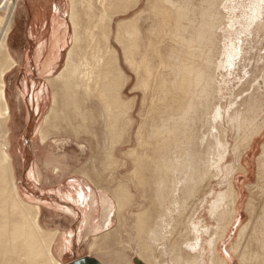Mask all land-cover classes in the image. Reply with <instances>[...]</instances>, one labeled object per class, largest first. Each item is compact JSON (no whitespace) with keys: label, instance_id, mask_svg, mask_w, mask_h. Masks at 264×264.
Wrapping results in <instances>:
<instances>
[{"label":"bare ground","instance_id":"6f19581e","mask_svg":"<svg viewBox=\"0 0 264 264\" xmlns=\"http://www.w3.org/2000/svg\"><path fill=\"white\" fill-rule=\"evenodd\" d=\"M227 1L59 3L67 5V21L60 12L55 44H69L62 67L46 79L56 90L53 88L50 106L38 128L39 140L44 144L52 135L75 139L79 124H85L84 115H89L91 128L95 133L100 130L106 141L104 153L108 158L118 148L129 146L124 153L132 163L130 182L140 190L144 201L135 220L134 229L141 236L136 264H228L219 252L218 242L226 237L238 217L241 197L234 173L246 172L243 154L253 151L255 138L264 132V112L257 99L245 106L242 100L237 102L241 87L234 88L231 95L227 93L228 100L220 103L221 94L227 90L223 89L226 84L222 76L230 78L235 74L237 60L247 56L252 48L249 36L243 33L250 19L241 21L240 9L234 4L227 6ZM17 3L18 0H0V264H61L51 254L56 232L41 228L39 206L20 195L9 154L10 109L4 76L15 65L6 40L14 24ZM113 41L120 47L121 56ZM121 59L135 78L130 93L141 94L139 122L133 117L136 95L127 98L124 94L132 80ZM258 63H264V59L259 57ZM252 91L248 92L252 95ZM85 103L89 105L83 110ZM224 105L226 109L221 113ZM227 135L230 142L224 140ZM51 144L60 143L51 140ZM229 157L232 161L226 164ZM111 159L116 161L115 157ZM90 165L91 174L95 175V164ZM256 165V182L247 186L250 195L245 211L249 218L237 228L229 247L242 264H264V144ZM31 170L29 178L38 174L37 167ZM66 170L63 166L53 167L52 173L57 176ZM109 176L111 179L106 182L111 189L112 173ZM93 178L88 177L92 186ZM213 182L217 191L210 188ZM76 183L78 186L80 181L74 178L65 187L75 189ZM86 187L87 202L81 191L64 199L86 218L94 214L99 202L109 219L113 202ZM110 196L119 209L135 197L126 182L112 188ZM207 203L213 224L202 227L197 205L202 208ZM140 204L137 201V206ZM68 212L73 214L70 209ZM144 231L147 237L143 236ZM203 237L205 247L201 244ZM38 257H44V261L39 262Z\"/></svg>","mask_w":264,"mask_h":264},{"label":"rangeland","instance_id":"374dc122","mask_svg":"<svg viewBox=\"0 0 264 264\" xmlns=\"http://www.w3.org/2000/svg\"><path fill=\"white\" fill-rule=\"evenodd\" d=\"M61 2L62 4H65L64 0H61ZM22 4H24V0H18L17 6H21ZM233 4L236 5L237 9H240L242 13L241 21H245L246 18L250 19L249 23L246 24V30L248 31V33L247 31H243V33H245L244 35L249 36L250 47L252 43V48H249L250 52L247 56L240 57L237 60L233 69L235 71V74L230 75L229 78L228 75L222 73L224 74L222 76V80L224 81V84H226L225 86H223V89L227 90H224L221 94L220 103H222L224 99L228 100V97H230L231 95L230 92L232 93V91H234L237 87H241L242 92L239 93L240 95L237 97V102L239 103L240 100H242L244 102L243 105L245 106L246 104H252L253 101L257 99L262 104L261 108L263 109V113L264 82L262 78L264 73V63H258V65H256V62H259V57L264 59V0H228L226 2L227 6H231ZM18 11L19 10H17V13ZM60 12L64 14V22H66L67 5L60 6ZM2 15L3 14L0 12V19ZM17 16L18 15L16 14V18ZM27 18L25 19L27 20ZM254 20L255 26H253ZM56 22L58 24V18ZM25 25H27V23H25ZM12 38L13 36L10 35L8 38V44L11 43ZM112 45L116 48L119 55L121 56L120 47H118V45L114 43V41L112 42ZM243 47H245V44ZM64 48L66 49L67 46H65ZM64 53L65 51L62 52V55ZM61 64L62 62L59 63V67H57L58 69L56 68V70H60L62 66ZM121 64L126 73L131 76L132 80L124 90V94L127 98L136 95V109L134 110L133 117L139 122L137 113L141 109V94L139 92L135 93L134 91L130 93V90L134 85L135 78L128 71V69L125 68L122 63V59ZM58 71L55 72L57 73ZM55 72L54 74H50L47 78L51 79L56 74ZM35 78L36 77L33 76L29 70L25 71L21 66L15 67L10 73H7L6 76H4L5 96L10 109V121L8 122V128L11 132H9L10 134L8 139L10 143L9 154L13 160V164L15 167V179L20 195L25 201L29 199L39 206L40 214L38 217V222L43 230L50 232V230L54 229L53 223L55 221L61 222V211L71 214L68 212V209H70L71 211H73V214L71 215L75 216L77 214L76 216H78L81 220L86 219V215L82 217V213L80 214L78 210H74V205L70 201H66L64 199L66 198V196L74 197L76 196L77 192L81 191L86 194L85 202H87L89 199V190L86 186H89L91 190L93 189L100 196L102 195L108 200H111L113 203H116V201L110 196V191L114 187L121 186L122 182L128 183L129 190L135 195V199L132 198L134 205L131 201V203L125 204L124 207L121 206V209H118L116 211L118 215H114L112 221L114 220L115 222L116 220L117 224H120L121 226L126 225L123 228V232L125 235L124 247L127 248L129 252H132L134 254V256L131 255L133 259L128 261L132 264H136V261L140 259L138 253L140 250L139 246H141V240L138 238H140L141 236L139 237L137 230L134 229L136 226L135 220L137 219V211H141V208H143L144 206L142 205L144 201L141 198L140 190H136L130 182L132 163L130 157L125 156L124 153L125 150L129 149V146L118 148V150L115 153H112V155H110V157L108 158V154L104 153L106 150V141L104 139L102 140V132L100 130L96 131V133L93 131V127L91 125L92 121L90 120L89 115H84V118H86V120L83 118V122H85V124L80 123L82 120H80V124L78 123L79 129L77 134L79 136L77 135L76 137L77 141L76 138L74 139V137L67 138L63 136L52 135L46 143L41 144L37 131L42 123L43 117L47 113V110L50 106L51 93L53 91V88L54 90H56V86H52L51 81L49 82L46 79V81H44L43 79L35 80ZM251 89H253L252 95L250 94V92H248ZM227 93H229L230 95ZM249 94L251 95V98H249ZM87 105L89 104L85 103V107L83 106L82 109L85 110L84 108H88ZM223 107L224 108L221 113H223V111L226 109L225 105ZM87 112L89 111H86L85 113ZM215 121L216 123H219V119H215ZM220 121L221 125L224 126L225 122L222 121L221 118ZM84 127L87 132L84 130ZM136 128L137 126L135 125L133 135H135L136 133ZM222 128L227 129V127ZM93 134H99L100 136H91ZM229 136L230 135H227L224 140L230 142ZM97 139H99L98 141L100 146ZM51 140H59L60 144H58V146H56V144L53 145L51 144ZM262 144H264V132L259 137L255 138L253 151H247L243 154L242 166L244 167L246 172L237 171L234 173V178L236 177V189L240 193L241 197L238 204V217L234 225L230 228V230H228L226 237L218 242L219 252H221V254L226 257L228 264H242L240 263L241 261L239 262V258L229 251V247L236 237L238 231L237 228H239L240 225L245 224L249 218V214L245 211V205L250 195V191L247 186H253L256 182V159L261 152ZM232 146L233 141H231V148ZM114 157L116 161L111 159ZM107 161L109 163H107ZM231 161V157H229L226 164H229ZM90 162L93 163V165L95 164V175L91 174L92 167L90 165ZM115 162H117L118 166ZM58 166H63V168L67 167V170L63 173H58V175L55 176L52 173V169L53 167ZM35 167H37L38 174L35 175L34 173V177L29 178V175L31 176L30 173L32 172L31 169ZM223 170L224 166L222 168V171ZM109 173H112L113 176V184L109 186L111 187V189L108 188L106 182L108 180L110 181L111 179ZM96 175L99 182L95 181ZM88 177H94L92 179L94 181V183H92L93 186L91 185V183H89ZM74 178L79 180L80 184L77 186L76 183L75 189L65 187L69 182H72ZM100 185H103V188ZM210 188H213V191H217L215 182H213ZM57 189L59 191H57ZM137 201L139 204L141 203L139 206H137ZM210 201L211 200H209V203ZM209 203H207V205L204 204L202 208L200 204L197 205V207H199L198 213H200L198 216H200L201 224H203L202 227L205 224H207V226L213 224L209 217ZM134 216L135 219H133ZM146 233L147 232L144 231L143 236L147 237ZM205 240L206 238L203 237V241L201 242L203 247H205ZM110 242L113 243L114 240H111ZM38 261H44V257H38Z\"/></svg>","mask_w":264,"mask_h":264},{"label":"crops","instance_id":"0c3cea01","mask_svg":"<svg viewBox=\"0 0 264 264\" xmlns=\"http://www.w3.org/2000/svg\"><path fill=\"white\" fill-rule=\"evenodd\" d=\"M60 1L24 0V4L18 6V16L16 18L14 15V26L12 25L8 35V38L13 36L11 43L8 44L7 38L8 51L15 64L8 73L21 66L25 71L29 70L36 77L35 80L46 81L50 74L58 71L56 68L60 62L63 65L65 53L62 55V52H66L64 47L69 43L64 46L55 44V39L59 36V24L56 20L58 18L60 22ZM99 204L98 202L94 214L90 215L93 217L89 216L85 220L61 211V222L55 221L54 229L50 230L56 232L51 246V254L56 261L61 264H76L82 259H89L92 262L80 264H125L133 259L134 254L124 247L123 228L126 225L121 226L116 220L110 221L114 215H118L116 203L111 206L109 219L105 218V207ZM110 239L114 242H110Z\"/></svg>","mask_w":264,"mask_h":264},{"label":"water","instance_id":"95a60500","mask_svg":"<svg viewBox=\"0 0 264 264\" xmlns=\"http://www.w3.org/2000/svg\"><path fill=\"white\" fill-rule=\"evenodd\" d=\"M85 261H90V262H92V260H89V259H82L81 261L77 262L76 264L84 263Z\"/></svg>","mask_w":264,"mask_h":264}]
</instances>
